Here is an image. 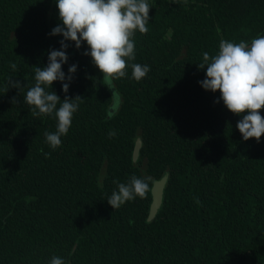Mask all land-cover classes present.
Wrapping results in <instances>:
<instances>
[{
	"label": "trees",
	"instance_id": "obj_1",
	"mask_svg": "<svg viewBox=\"0 0 264 264\" xmlns=\"http://www.w3.org/2000/svg\"><path fill=\"white\" fill-rule=\"evenodd\" d=\"M147 3L149 31L135 33L130 63L150 71L136 81L129 67L112 82L121 104L110 117L102 74L82 54L87 44L67 42L62 70L77 65L67 95L84 99L53 150L44 133L56 119L33 116L24 97L34 67L61 47L63 37L49 35L61 23L56 0H0V264H49L53 256L66 264H264V135L243 140L241 117L215 103L220 93L201 87L206 67H197L221 40L264 36V0ZM10 77L25 86L5 93ZM52 91L66 95L59 81ZM165 173L149 219L151 185ZM133 175L145 181V196L114 210V181Z\"/></svg>",
	"mask_w": 264,
	"mask_h": 264
},
{
	"label": "clouds",
	"instance_id": "obj_2",
	"mask_svg": "<svg viewBox=\"0 0 264 264\" xmlns=\"http://www.w3.org/2000/svg\"><path fill=\"white\" fill-rule=\"evenodd\" d=\"M59 20L49 35H61L60 49H50L48 63L45 67H34L35 84L30 87L24 102L30 106L33 116H50L57 121L54 132H45L48 145L58 149L61 137L68 134L74 114L79 110L84 97L74 98L67 95L70 83L77 72V65L68 68L66 76L62 65L68 62L67 49L73 42L76 49L86 43L88 48L82 54L90 56L92 63L99 69L104 80L117 81L127 77L128 68L132 69V77L140 81L147 76L150 66L130 63L135 60L134 35L137 31L146 34L150 22V5L147 0H56ZM17 71V65H10ZM198 69H205V79L199 81L201 87L213 93L219 91L220 97L215 103L223 101L224 106L233 114L241 117L236 127L243 140L254 138L257 143L264 135V36L254 38L251 43L221 40L217 55L203 53V62L197 64ZM59 81L66 94L63 99L54 91L52 85ZM19 80L9 78L5 93L10 88L24 87ZM112 89L110 83L107 86ZM12 104L20 101L13 97ZM59 105V107H58ZM109 132V137L115 136ZM50 155V153L46 154ZM118 191H113L108 204L115 210L137 196H145L147 185L141 178L133 175L128 183L114 181ZM49 264H66L65 260L53 256Z\"/></svg>",
	"mask_w": 264,
	"mask_h": 264
},
{
	"label": "water",
	"instance_id": "obj_3",
	"mask_svg": "<svg viewBox=\"0 0 264 264\" xmlns=\"http://www.w3.org/2000/svg\"><path fill=\"white\" fill-rule=\"evenodd\" d=\"M104 83L106 86H109L110 83L112 84V82H109L108 80H104ZM108 91L111 96V104L107 110V117H110L116 112V110L120 106L121 99L114 87H112V89L108 88ZM140 147H141L140 138L137 137L134 142L133 151H132V161L133 162L137 160ZM166 181H167V174L165 173L159 180L153 181L151 185V190H150L151 204H150L149 214H148L149 219H152L155 216L158 208L160 207L163 188L166 184Z\"/></svg>",
	"mask_w": 264,
	"mask_h": 264
}]
</instances>
